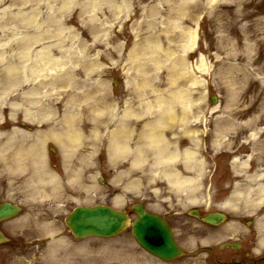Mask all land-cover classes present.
Here are the masks:
<instances>
[{"label":"rangeland","instance_id":"374dc122","mask_svg":"<svg viewBox=\"0 0 264 264\" xmlns=\"http://www.w3.org/2000/svg\"><path fill=\"white\" fill-rule=\"evenodd\" d=\"M37 1L0 0V46H9L1 53L15 56L22 46L19 39L23 38L24 45L33 48V55H51L56 60L59 55H70L71 64L61 60L59 66L64 68L62 72H54L55 76L47 79L41 94H38L39 99H42L41 95L44 97L40 105L47 117L42 116L41 123L29 125L30 131L44 133L53 129L57 133L59 129L64 140L58 147L64 162L60 163L61 155H56L57 151L55 154L51 152V149L57 150V139L51 135L39 137L38 141L36 137L25 141L19 136L10 147L0 146V151L6 156H13L12 153L21 148L33 145L38 148V144L41 145L42 148L38 149L46 156L47 170L53 174L57 172V186H60L56 198L53 192L56 184H43L48 190L44 197L51 206L59 205V212L57 208L55 210L63 215L78 203H112L115 206L118 204L119 207H116L122 210L126 200L148 203L158 199L156 201L160 204L168 199V203L161 204V209L176 212L170 221L188 253L182 264H221L222 258L228 257V249L220 252L218 248L231 242L234 227L245 228L244 222L252 217L264 223V0H39L42 1L40 11L32 13ZM25 13L28 16L24 18ZM29 18L31 20L28 21ZM32 18L37 19V25L33 24ZM57 19L63 22L61 27H57ZM261 19L263 23L258 25ZM190 32H197L194 43L187 37ZM182 33L187 35L186 43L177 37L171 39ZM37 36H40L39 40H35ZM168 38L173 41L167 42ZM36 41L38 44L32 45ZM180 45H186L185 52H181ZM136 50L143 55L142 59L130 60ZM167 52H172L173 56L164 59L160 67L144 56L155 57ZM75 54L88 55L91 69L96 68L95 71L92 69V73L90 68L85 71L78 63L73 65L71 55ZM175 56L184 58L181 61L183 65L178 68L173 65L176 64ZM147 64L152 65L154 71L145 68ZM70 66L80 70V79L90 85L93 108H90L92 112L89 115L77 118L79 122H70L69 119V123H63L60 120L57 128L58 122L54 117L57 105L64 110L70 103V100L64 99L65 89L57 90V76H65ZM54 67L57 70V64ZM50 70L53 72L54 69L49 67ZM155 78L160 80L154 86ZM178 79L186 80L180 88L192 90L197 107H193V117L186 120L189 127L187 134L182 137L179 131V152L175 156L180 154L181 160H184V152L189 150L196 152V162L192 160V163L186 164L179 159L167 162L165 156L154 153L146 164L133 166L130 157V164L124 167L125 162L122 161L126 158L121 157L120 152H107L109 157L104 149L101 152L100 142L108 135L106 127L109 120L96 113L103 110L109 114L110 109L117 108L123 115L126 101L133 100L131 90L135 84L141 92L144 90L143 82L149 83V87L156 88L160 94ZM20 94L21 91L14 90L8 96H13L11 101H17ZM100 97L105 99L106 107L100 106L103 100ZM213 98L217 99L215 105L212 104ZM141 101L149 103L150 100L142 97ZM3 105L0 104V108ZM135 114L126 118L134 121L130 123L132 126L143 121L139 111ZM13 115L16 120L5 124L0 117V134L13 130L12 127L21 130L17 126L22 123L20 113L14 111ZM123 123H126L125 119ZM123 123L119 122L117 127ZM70 125L80 134L73 144L62 133L67 130L63 128ZM6 137L0 136V145ZM174 137L169 135L167 140L171 141ZM182 139L185 140L183 144ZM172 144L175 145L176 140ZM10 156L8 162L12 171L21 166L23 160L21 167H28L25 157L17 164L10 161ZM33 159L30 157L31 161ZM166 170L178 172L186 185L181 182V188L179 180L167 177ZM100 178L109 187L106 195V191L97 184ZM187 178L193 179V182L188 183ZM26 185L33 186L32 183ZM89 187L93 190L91 197L75 195L78 191L86 192ZM16 194L14 191L13 196ZM226 204L227 210L222 208ZM189 209H199L204 214L224 212L228 214V221L218 227L204 225L186 216ZM39 212L42 213L41 210ZM235 219L240 222H230ZM29 222H26L27 226ZM50 227L56 228L55 225ZM14 229L9 228L11 235ZM126 239L123 236L114 242L125 245ZM91 242L106 253L107 249L117 247L110 245L112 242ZM205 247L212 249L216 256L206 253ZM16 248L13 247L9 253L0 251V259H5L6 264H22L17 260L22 252ZM141 252L139 249L131 250L132 257L126 258L129 251L116 254L109 251L107 258L113 264L118 261V264H132L136 253ZM77 256L79 260L84 258V254ZM76 258L71 264L76 263ZM40 261L42 264L55 263L52 254Z\"/></svg>","mask_w":264,"mask_h":264},{"label":"bare ground","instance_id":"6f19581e","mask_svg":"<svg viewBox=\"0 0 264 264\" xmlns=\"http://www.w3.org/2000/svg\"><path fill=\"white\" fill-rule=\"evenodd\" d=\"M42 1H37V7L35 9H32V13L39 12L40 8L42 7ZM251 14H247L246 16L250 17ZM28 14L25 13L23 14V17H27ZM252 16V15H251ZM247 17V18H248ZM246 18V17H245ZM31 20L30 18L28 21ZM33 24L37 25V19L32 18ZM263 20L261 19L258 22V25L262 24ZM63 24L62 21L57 19V27H61ZM37 29V27H36ZM40 31V28L38 29ZM59 30V29H58ZM60 32V30H59ZM11 33H16L15 31H11ZM197 32H190L187 35L185 33L179 34L177 36L171 37V39L179 38L182 40L183 43L185 42L186 36L189 37L193 43L194 40L197 36ZM40 36L36 37L35 40H39ZM188 38V39H189ZM168 38L166 41L167 42H172ZM21 42L20 44L22 45L20 50L16 53V55H2V50L5 52V49H7L9 46H6L7 44H4L0 46V104L5 105L6 107H9L11 110V118H13V112H18L20 113V117L22 118L23 122L25 123H41V120L43 119L42 116L45 118L47 117V113H42L43 109L40 105L41 100L44 99V97L41 95L42 99L38 98V94H41V90L43 88V85L47 83V79L51 78L52 76H55L53 73L57 71L56 74L62 72L64 68H60L59 64L61 63V60L65 62V64L69 63L71 64L69 58L70 55L67 56L65 55H59L57 60L51 56V55H33V48L29 47L28 45L25 44V39H19ZM38 41L32 43L34 45ZM181 52L186 51V45L182 46L180 45ZM140 51H137L133 53L130 56V60L137 59L143 57V55L139 54ZM172 52H167L166 55H160L158 54L157 56H150V55H144L147 57L146 59L149 62H152L155 64L156 67H160V65L163 63L164 59H170L173 54ZM71 61H73V65L78 63V65L82 66V69L85 71H88L90 68V71L92 72L91 69V59H88V55H71ZM179 58V59H177ZM177 59V60H176ZM184 58L180 56H175L174 58V63L173 64L175 68H178L179 65L182 64V60ZM180 60V62H179ZM57 62V63H56ZM57 64V70L55 69V65ZM51 67L53 72L50 70L48 71V68ZM60 68V69H59ZM98 68V67H97ZM148 70H153L152 65L147 64ZM96 68L93 70L95 71ZM71 70V71H70ZM70 70L67 72V74H64L65 76L58 77L57 76V90L60 89H65L64 91V99L70 100V103L67 104L63 110L61 111V107L57 105V109L54 111V117L57 119V128L59 125L60 120H62L63 123H66L71 120H78L79 122V117L89 115V112H92L91 109L93 108V104L91 103L93 100V96L89 95L90 90L89 86L86 84V81H82L79 77L80 70H74L72 66H70ZM180 70V68L178 69ZM93 73V72H92ZM180 74L179 72H177ZM176 73V74H177ZM89 76V74L87 75ZM78 77L79 79H77ZM183 77V76H182ZM188 78V76H186ZM160 79L155 78L153 81V84L155 86L156 81ZM186 81V80H185ZM185 81H178L171 82L169 84L168 90L164 91L163 93H158V90L156 88L149 87V83L143 82V91L145 95H143L139 90H137L136 84L132 88V95H133V100L131 102L126 101L125 106L123 107L126 109V111L122 110L124 114H121V110L117 111V108L115 109H110L109 114L103 112V110H100L99 113H96L97 116H103L107 118L109 121L106 130L111 131L113 127L114 131L110 132L109 138V147H110V152L113 153H119L121 157L126 158L125 163L130 162V157H132L131 162L133 166L135 165H140V164H146V161L148 162L149 159H152L153 154L156 153L160 156H165V160L167 162L169 161H175L176 159H179V162L190 164L195 160V154L196 152H190L187 150L184 152V160H181L180 154L178 156L177 153L178 151V146H177V140L179 138V131L182 137L184 134H187V131L189 130L188 124H186V120L188 118L193 117V107L196 106V101H194V96L195 94L192 93V90L190 88H180ZM188 81V80H187ZM55 83V82H54ZM56 86V84H55ZM29 88V91L27 90ZM14 90L16 91H21V94L19 95V99L17 101L21 100L20 103L17 101H11V97H9V93L13 92ZM24 90H27L24 91ZM9 95V96H8ZM36 97L34 100L33 98ZM142 97L148 98L150 101L146 105H143L144 102L146 101H141ZM29 98V99H28ZM86 98V100H84ZM103 100L100 103V106L106 107V102L103 97H100ZM26 99V100H25ZM26 101V103H24ZM3 105V106H4ZM19 107V108H18ZM91 108V109H90ZM121 108V107H119ZM145 109V111H144ZM155 111H154V110ZM139 111L140 116L143 117V124L142 122H136L137 124L132 126L130 123L134 121H129L126 118L129 116H136L135 113ZM53 113V111H50ZM97 112V111H95ZM3 112H0V114ZM94 114V113H93ZM108 114V115H107ZM95 115V114H94ZM15 118H13L14 120ZM125 119L126 123H123V120ZM16 120V119H15ZM139 121V120H136ZM122 122L123 125L121 124L119 127L118 123ZM69 123V122H68ZM129 123V124H127ZM73 126H66L63 129H67L63 131L64 135L68 137L70 142L73 144L75 140H77L80 136L78 131L72 130ZM132 129V130H131ZM140 132V133H139ZM30 133V132H29ZM25 130H18V129H13L11 134H9L6 138L8 147H10L15 140H17V137H22L25 141H28V138L31 137L32 139L36 137V141L39 140V137L44 136V138H47L46 135H51L56 138L59 143H61L62 140H64L63 137H60V131L57 129V133L55 129L50 130L49 132L43 133L39 131L33 132V134H29ZM139 133V135H138ZM29 134V135H28ZM45 134V135H44ZM57 135L59 138H57ZM175 136L171 141L167 140L168 136ZM25 137V138H24ZM177 138V139H176ZM176 140V144L173 145ZM137 141V142H136ZM183 143V139H182ZM35 144V143H34ZM62 144V143H61ZM38 148H42L40 144H38ZM12 148V147H11ZM36 148L34 145L31 147V149H22L20 151L15 152V155L12 157L13 163H18L20 162V156H25L26 158L30 156H34L33 161L29 162L30 165H26L24 171H28L31 174V179L36 180L38 179L39 182H41V179L43 181L50 183L51 181L54 180V176L49 175L48 173V167L47 163L45 162L46 156L43 153H40V149ZM180 156V157H179ZM74 157V155H72ZM129 158V160H128ZM18 161V162H17ZM189 161V162H187ZM191 161V162H190ZM64 162V159H63ZM21 166H23V161H21ZM19 165V167H21ZM174 168V167H173ZM172 168V170H173ZM170 170L167 172L166 170V175L167 177H171L172 179L179 180V186L181 187L182 184L183 186L186 185L184 182L183 178L181 179V175L178 172H174ZM130 175V172L127 173V176ZM163 175V174H162ZM124 176V175H123ZM58 177V176H55ZM260 177V176H259ZM51 179V181H50ZM188 183H192L193 179H186ZM182 182V184H181ZM58 183V182H57ZM57 186V185H56ZM60 186H57V188ZM182 188V187H181ZM264 188V187H263ZM58 195V192H57ZM120 202V201H119ZM231 202V201H230ZM121 203V202H120ZM118 206V204L116 205ZM227 204L223 206L222 208H226ZM119 207V206H118ZM227 210V208H226ZM58 223V221H57ZM130 250V249H129ZM81 251V250H80ZM82 252V251H81Z\"/></svg>","mask_w":264,"mask_h":264},{"label":"water","instance_id":"95a60500","mask_svg":"<svg viewBox=\"0 0 264 264\" xmlns=\"http://www.w3.org/2000/svg\"><path fill=\"white\" fill-rule=\"evenodd\" d=\"M18 209L14 207H7L0 210V220L5 214L16 215ZM141 220L140 223L134 225L135 234L140 240L142 245L149 251L157 253V255L163 258H170V255L176 254V248L171 241L170 233L167 231L166 225L158 218L150 216L139 211ZM217 223L222 221V217H211ZM210 221L211 219L208 218ZM127 221L126 217L117 212H113L108 208H96L90 209H78L70 219L69 226L73 228L74 233L78 238H83L88 235L110 237L119 233L125 226ZM158 237L163 241L164 247L152 249V247L144 242L146 237ZM2 237L0 236V242Z\"/></svg>","mask_w":264,"mask_h":264},{"label":"flooded vegetation","instance_id":"af4514ba","mask_svg":"<svg viewBox=\"0 0 264 264\" xmlns=\"http://www.w3.org/2000/svg\"><path fill=\"white\" fill-rule=\"evenodd\" d=\"M8 187L0 188V204L8 201ZM240 220L235 219L233 223L238 224ZM247 221L244 222V227L238 229L233 228V236L231 240V248L228 251V257L222 258V264H264V229L261 227H248ZM1 230L7 234L3 224ZM221 252V251H220ZM210 255L216 256L213 251Z\"/></svg>","mask_w":264,"mask_h":264}]
</instances>
